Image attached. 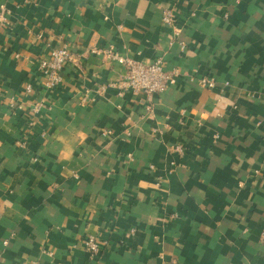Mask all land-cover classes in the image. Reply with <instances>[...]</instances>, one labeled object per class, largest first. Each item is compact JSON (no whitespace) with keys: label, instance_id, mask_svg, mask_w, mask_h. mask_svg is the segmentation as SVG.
<instances>
[{"label":"crops","instance_id":"crops-1","mask_svg":"<svg viewBox=\"0 0 264 264\" xmlns=\"http://www.w3.org/2000/svg\"><path fill=\"white\" fill-rule=\"evenodd\" d=\"M0 2L1 264H264V0ZM110 47L177 81L116 87L124 65L88 52Z\"/></svg>","mask_w":264,"mask_h":264},{"label":"built area","instance_id":"built-area-1","mask_svg":"<svg viewBox=\"0 0 264 264\" xmlns=\"http://www.w3.org/2000/svg\"><path fill=\"white\" fill-rule=\"evenodd\" d=\"M12 11L6 3L0 2V23L5 24L8 21ZM177 20V15L172 7L166 8L163 12V22L165 24L174 25ZM90 53L102 55L110 61H117L124 65L125 73L122 77L121 83L114 85L120 89H133L137 92L144 93L150 100L155 93L165 91L170 85L177 81L179 72L177 70H168L165 68V61L158 57L151 62H141L133 58L124 57L119 52L110 48H90ZM76 56L71 51L68 44L63 43L59 46H54L49 53L40 59V70L44 77L42 85L48 89L57 87L63 80V71L67 63L75 61ZM200 83L207 87L214 88L217 82L210 77H202ZM33 91V85L28 83L25 87L26 93ZM11 109H23L22 103L11 100L9 102ZM183 147L181 145L175 146V151L181 152ZM175 161H172L173 168ZM173 171V169H172ZM7 244V240L3 242ZM84 247L91 255L98 254L106 245V241L99 239L97 236L89 235L83 241ZM1 264V252H0Z\"/></svg>","mask_w":264,"mask_h":264}]
</instances>
